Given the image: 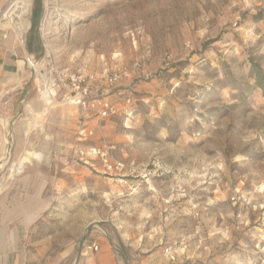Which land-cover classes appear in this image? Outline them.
Instances as JSON below:
<instances>
[{
    "label": "rangeland",
    "instance_id": "1",
    "mask_svg": "<svg viewBox=\"0 0 264 264\" xmlns=\"http://www.w3.org/2000/svg\"><path fill=\"white\" fill-rule=\"evenodd\" d=\"M28 21L37 67L0 121V189L39 180L50 207L18 264H70L93 223L126 264H264V91L249 74L250 59L264 72V0H31ZM123 68L105 120L39 93L55 72ZM103 141L134 171L80 160ZM28 151L41 159L14 174Z\"/></svg>",
    "mask_w": 264,
    "mask_h": 264
},
{
    "label": "crops",
    "instance_id": "2",
    "mask_svg": "<svg viewBox=\"0 0 264 264\" xmlns=\"http://www.w3.org/2000/svg\"><path fill=\"white\" fill-rule=\"evenodd\" d=\"M10 1L0 0V10L6 8ZM31 25L29 21V28L21 42L12 20L0 18L1 122L12 120L21 113L34 83L33 71L26 63V57L34 54L27 49L30 40L35 41L28 34ZM36 42L39 44L38 38ZM40 182L38 180L37 185L26 186L25 180H18L0 189V264H18V258L26 255V242L33 240L37 222L50 207V202L41 199ZM93 224L85 226V238L70 264L128 263L126 255L119 250L116 240L107 231L106 235L95 230L89 231V226ZM91 245L98 246V250L87 249Z\"/></svg>",
    "mask_w": 264,
    "mask_h": 264
},
{
    "label": "built area",
    "instance_id": "3",
    "mask_svg": "<svg viewBox=\"0 0 264 264\" xmlns=\"http://www.w3.org/2000/svg\"><path fill=\"white\" fill-rule=\"evenodd\" d=\"M15 0H11L8 6L0 10V18H7L12 20L11 8ZM29 17V15H28ZM26 63L31 71H36V61L33 56L26 57ZM131 70L139 71L141 64L138 61L133 62L130 66ZM128 72L127 68H123L121 71H114L101 78L90 76L87 77L81 69L74 71L63 70L61 72H55V75L51 78H47L42 84L41 91L39 93L47 94V96L55 97L57 92H64V102L80 108L84 113L90 114L99 120H105L116 116L118 109L116 104L105 96V93L116 87V83L120 81L122 76ZM130 98L125 97V107L123 113L128 114L127 107L130 104ZM93 135V131L89 129H82L79 132V140L87 141ZM115 146L109 142L103 141L100 145L93 147L89 150H80V160L88 163L90 160H96L102 167L103 172L109 175H120L126 167H129L131 171H134L133 164L127 166L122 160L115 157ZM234 200V198H232ZM92 230L100 232L102 235H106V231L98 224L92 225ZM92 251H97L98 246L91 245L87 247ZM170 259H173V254L168 252Z\"/></svg>",
    "mask_w": 264,
    "mask_h": 264
},
{
    "label": "bare ground",
    "instance_id": "4",
    "mask_svg": "<svg viewBox=\"0 0 264 264\" xmlns=\"http://www.w3.org/2000/svg\"><path fill=\"white\" fill-rule=\"evenodd\" d=\"M30 7H31V0H15L13 6L11 8V11H10L11 16H12V22H13L14 29H15L16 34H17V36H18V38L20 39L21 42L24 40L25 32L29 28V25H27V24L29 23L28 15L30 13ZM37 71H38V73L42 72V71H40L38 69H37ZM41 74L43 75V73H41ZM44 95H45L47 100H51L50 97L47 96V94L44 93ZM37 115H39V114H37ZM30 121H28L25 124V128L27 130L31 128L32 122H30ZM33 159L34 160H40L41 159L40 153L37 154V153H34V152H29V151L26 152L24 154V156L20 157L19 160L12 165V170L11 171L14 174H19V173L21 174L24 165L26 163L30 162V160H33Z\"/></svg>",
    "mask_w": 264,
    "mask_h": 264
},
{
    "label": "trees",
    "instance_id": "5",
    "mask_svg": "<svg viewBox=\"0 0 264 264\" xmlns=\"http://www.w3.org/2000/svg\"><path fill=\"white\" fill-rule=\"evenodd\" d=\"M34 15H36L35 12H34ZM35 42L36 41L30 40V42L27 44V49L30 53L34 52V45L35 44L37 45V42L36 43ZM249 74L254 79L255 87L264 91V72L260 68V66L257 63H255L252 59H250L249 61Z\"/></svg>",
    "mask_w": 264,
    "mask_h": 264
}]
</instances>
